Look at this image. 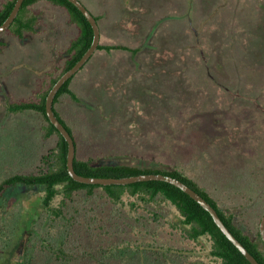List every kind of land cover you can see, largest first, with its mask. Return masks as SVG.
<instances>
[{"label": "trees", "instance_id": "obj_1", "mask_svg": "<svg viewBox=\"0 0 264 264\" xmlns=\"http://www.w3.org/2000/svg\"><path fill=\"white\" fill-rule=\"evenodd\" d=\"M15 1L0 0V24L10 14ZM39 1L23 0L9 27L1 32H9L19 39H23L26 34L35 33L38 15L32 7ZM45 1L66 12L69 23L76 29V34L69 39L64 47L66 55L63 60L47 69L39 88L34 91L33 95L9 101L6 104L7 111L14 114L37 113L42 119L40 130L44 139L54 138L53 145L42 152L37 160L33 158L30 160L28 156H25L26 161L23 158L25 164L21 166V170H9L0 179V219L4 218V216L1 217L3 212L6 216L3 219V228L0 227L2 229L0 236H4L6 242L10 239L5 233H10L16 225V220L11 213L13 209H8V212L4 209L7 192L17 186L41 189L38 216L32 217L29 222L27 219L25 220L26 235L22 236L25 241L22 243L23 247L21 246L19 249L17 264H79L78 262L86 257L96 264H129L131 261L127 259L126 262L125 257L131 255L137 256L139 264H147V261L150 262L149 264H157L159 259L164 261L163 264H169L171 256L190 259L194 255L193 249L160 243L158 229L163 223L180 235L183 240L191 242L192 245L202 242L207 246L205 254L207 262L197 261L195 264H251L220 230L211 214L189 194L172 183L163 180H145L127 184L103 185L77 181L69 174L67 141L49 120L45 111V101L47 93L57 79L72 67L90 47L93 40V29L88 19L70 0ZM209 1L200 2L202 16L198 20L199 23H196L197 25L189 23L188 36L191 41L196 38V42L194 41L192 46L187 45L191 47V52L184 49L182 55H177L178 59L177 57L175 61L171 59V65H167V61L170 59L168 56V59L163 60L164 64H156L159 69L156 71L157 75L154 76L160 79L167 75L164 74V71L170 73L171 76H178L174 91L180 94V87L189 84L186 72L191 75L193 72L199 76L204 75L205 77L200 78V81L205 83L202 88L206 93L198 98L204 102H197L195 105V113L199 114L197 118L200 119L197 129L199 131L198 139L202 144H205V141L209 144H217L218 137H221L222 140L227 138L225 141L227 144V142L230 143L229 139L235 138V135L231 134L227 127L222 129V136L217 132L219 129L216 128V123L221 121L219 118L222 107L217 100L215 101L214 92H211L210 95L207 94L206 78L215 81L217 89H221L226 85V79L230 75H236L238 80L242 77L238 72L239 66L247 68L249 72L257 70L256 73H261L264 77V0H259L253 5V12L248 15V23L238 24L240 29L245 27L240 35L234 31L239 16H232V22H230L227 15L214 14L216 0ZM150 9H148L147 16L142 17V13H139L134 15L135 18L140 16V19L145 18L147 23L151 22L153 13L150 12ZM93 15L99 25L102 16L100 14ZM215 22L219 25L217 33L213 29ZM200 28L206 29L208 32L212 31L214 34L210 37L207 33L201 35ZM229 28H231L230 31ZM194 33L196 36L193 35ZM238 36L242 38L237 40ZM204 39L207 41L206 46L200 44L204 43ZM4 44V41L0 40V51ZM145 44L148 47V43ZM149 47L151 48V46ZM140 48V45H130V43H104L99 40L96 50L84 65L66 80L55 94L52 109L74 140L73 167L75 172L91 177L121 178L144 173H162L178 178L207 200L234 236L260 264H264V241L259 231L260 218L264 214V191L252 173L245 171L236 179V185L232 187L233 183L229 182V188L217 192V189L210 191L207 187L208 177L202 184L194 176L176 166L171 167L166 164L161 166L153 161L138 164L120 161L108 162L103 159L108 158L110 153L121 155L120 153H125L127 149L137 145L147 147L150 142L148 140V142H141L138 138L140 137L139 133L132 131L120 135L121 131L124 132L123 127L109 123L108 119L114 112L107 111L104 102L101 104L105 105V109L99 113L100 120L96 125L89 123V110H82L71 117L67 114L68 112L65 113L63 105L73 106L75 102L81 100L79 90L82 87L80 88V85L77 84V75L93 56H97L96 52L110 54L115 50H120L134 55ZM205 48L207 49L205 50ZM57 52L60 51L57 50ZM209 56L216 58L209 60ZM200 60H206L205 69H201L197 65V61ZM216 68L218 75L213 77L211 72ZM201 70L204 72L201 73ZM261 70L263 72H260ZM166 77L168 78V76ZM220 78L222 81H219ZM262 81V85L256 83L250 91L247 92L244 89V92L241 91V95L238 93L236 97L247 99L250 96H255L259 100V96L262 94L258 92V89L264 86V80ZM215 86L209 87V89L215 91L217 90ZM232 88L234 89L235 86L230 87V89ZM156 89L158 93L162 92L159 86ZM83 90L84 88L81 89L82 93L80 94L87 95ZM186 90L188 91V89ZM180 95L182 96L179 98L187 104L191 98L190 93L186 95L181 93ZM170 96L164 97L162 94L158 99L156 98L154 110L148 111L147 123H151L153 120L160 123L163 113L171 112ZM207 102L210 103V107ZM194 104V101H191L187 105ZM257 104L260 105V103ZM241 107L242 112L253 114L252 107L243 104ZM124 114H128L126 119L128 124L135 123L136 126L142 120L135 109L125 111ZM197 118L195 119L197 120ZM237 121H239V117ZM238 127L239 125L236 126L235 134L238 132ZM86 136L92 140L86 139ZM101 139L103 140L100 141ZM28 168L31 169L27 170ZM123 208L126 210L125 212ZM168 211H171L174 216L167 218ZM247 213L251 214V223L246 221ZM248 224L249 227H247ZM126 232H131L137 238L126 239L124 237ZM201 248L205 249L206 247L201 245ZM115 257H119L118 262L111 263ZM187 261L190 262V260Z\"/></svg>", "mask_w": 264, "mask_h": 264}, {"label": "rangeland", "instance_id": "obj_2", "mask_svg": "<svg viewBox=\"0 0 264 264\" xmlns=\"http://www.w3.org/2000/svg\"><path fill=\"white\" fill-rule=\"evenodd\" d=\"M81 1L93 14L102 16L99 21L100 40L102 42H122L141 46L134 55L120 50H115L110 54H104L101 51L96 52L98 53L97 56H93L77 75V84L80 85V88L82 87L81 89L84 88V94L87 93V95L80 94L82 93L80 89L81 100L79 102H75L73 106L63 105L66 110L65 113L68 112L70 117L82 110H89V123L96 125L100 120L99 113L105 109V105L101 104L104 102L107 111L114 112L110 113L109 123L123 127L124 132L121 131L120 135L132 131L139 133L140 137L138 138L141 142H150L147 147L137 145L127 149L125 153H120L121 155L110 153L108 158L103 160L131 164L153 161L161 166L165 164L171 167L176 166L194 176L202 184L208 177L209 184L207 187L210 191L217 189V192L229 188V182L233 183L232 187L236 185V179L247 171L256 177L258 184L264 191V86L258 89V92L262 94L259 96V100L255 96H250L247 99L236 97L238 93L241 95V91L244 92V89L247 92L250 91L256 83L262 85L263 75L256 73L257 70L249 72L247 68L239 66L238 72L242 77L238 80L236 75H230L226 79V85L221 89H217L215 81L206 78L207 94L210 95L211 92H214L215 101L217 100L222 107L219 118L221 121L216 123V128L219 129L217 132L222 136V129L227 127L231 134L235 135V138L229 139L230 143L227 142V144L225 143L227 138L222 140L221 137H218L217 144H209L206 141L205 144H202L198 139L199 131L197 129L200 119L197 118L199 114L196 115L195 113V105L197 102H204L198 99L206 93L202 88L205 83L200 81V78L205 77L204 75L199 76L195 72L191 75L186 72V79L189 84L180 85V92L183 95L190 93L192 100L190 98L187 104L194 101L195 104L192 106L185 104L179 98L182 96L181 93L174 91L178 76H171L165 71L164 74L167 75L160 79L154 76L157 75L156 71L159 69L156 64H164L163 60L168 59V56L170 59L167 61V65H171V59L172 61H175L176 57L178 59L177 55H182L184 49L191 52L190 46L193 45L194 41L196 42V38L191 41L188 36L189 23L192 22L195 25L199 23L198 20L202 16L200 2L203 0ZM211 1L214 0L209 2ZM258 1L216 0L214 14L227 15L230 22H232V16L238 15L239 19L234 31L240 35L245 27L240 29L238 24L248 23V15L253 12V5ZM152 7L153 9H150ZM32 9L38 15L35 33L26 34L23 39H19L9 32L0 33V40L5 43L0 51V179L9 170H21V166L25 164L23 162L25 156H28L30 160L32 158L37 160L42 152L53 145L54 138L44 139L42 136L40 130L42 119L37 113L14 114L7 111L6 104L9 101L28 98L33 95L34 91L39 88L47 69L54 67L63 60L66 55L64 47L69 39L76 34L75 27L69 23L68 16L62 8L51 5L45 0H40ZM148 9L153 13L151 22L147 23L145 18L140 19V16L135 18L134 15L139 13H142V17L147 16L149 14ZM213 29L216 33L219 31L217 22L213 24ZM230 30L231 28H229ZM205 33L209 34V37L214 34L212 31L208 32V30L200 28V34ZM240 38L242 37L238 36L237 40ZM200 44L207 45V41L204 39V43ZM215 58V56L208 57L209 60ZM197 65L199 68L205 69L206 60L197 61ZM254 66L256 67V64ZM168 70L170 71V69ZM202 72L204 71L201 70ZM217 72V68L211 72L213 77L218 75ZM219 81H222L221 78ZM157 86L162 89L161 93H158ZM212 86L216 87V92L211 91V88L209 89ZM231 86H235V88L230 89ZM162 94L164 97L171 95V112H164L160 123L155 120L147 123L148 111L154 110L156 98L158 99ZM98 97H100L99 101ZM207 104L210 107V103L207 102ZM242 104L252 107L253 114L242 112ZM133 109L142 118L136 126L135 123L128 124L129 122L126 120L128 114H124L125 111L128 112ZM238 117L239 121H237ZM237 125H239L238 132L235 134ZM144 128L146 129L144 130ZM103 138L106 139V137ZM86 139L92 140L88 137ZM114 155L118 157L113 158ZM40 197V188L30 189L17 186L7 192L4 199V209L7 212L8 209H13L11 213L16 220V225L10 233H5L10 239L8 242L5 241L4 236H0V264H17L19 262V249L25 241L22 236L26 235L25 220L27 219L29 222L32 217L38 216ZM123 211L126 210L123 208ZM168 212L170 215L167 213V218L174 216L171 211ZM4 213L1 217L6 218ZM4 218L0 219L1 228L4 226ZM245 218L251 223L250 213H247ZM1 231L2 229H0V233ZM158 233L160 243L174 244L178 247L194 250V255L190 259L171 256L169 264L207 262L205 260L207 246L202 242L192 245L191 242L183 240L174 230H170L164 223L158 229ZM124 237L126 239L133 238L132 240L137 238L131 232H126ZM201 245L206 248L202 249ZM133 257V255L125 257L126 262L129 260L131 261L129 264H139L137 256ZM118 258H113L111 263H117ZM185 259L190 260V262ZM78 263L96 264L89 257ZM146 263L149 264L150 262L147 261ZM156 263L163 264L164 261L159 259V262Z\"/></svg>", "mask_w": 264, "mask_h": 264}, {"label": "water", "instance_id": "obj_3", "mask_svg": "<svg viewBox=\"0 0 264 264\" xmlns=\"http://www.w3.org/2000/svg\"><path fill=\"white\" fill-rule=\"evenodd\" d=\"M70 1L77 6V8L84 14V16L90 22L93 29V40L90 47L84 52L81 58L72 67L66 70L53 84V86L50 88L49 92L47 93L46 101H45V111L49 120L55 125V127L59 130V132L63 135V137L67 141V169L69 174L77 181H81L85 183L103 184V185L127 184L131 182L145 181V180H163L172 183L175 186L181 188L187 194H189L211 214L216 225L225 234V236L242 252V254L251 262V264H260V262H258V260L247 250V248L234 236V234L224 224V222L218 215L217 211L213 208V206L207 200H205L198 192H196L193 188H191L190 186H188L186 183L179 180L178 178L162 173H144V174L126 176L121 178L91 177V176H83L75 172L73 167V159L75 155L74 140L70 135V133L68 132V130L65 128V126L56 117L52 109V104H53L54 96L59 90V88L62 86V84L66 80H68L71 76H73L84 65V63L88 60V58L92 55V53L96 50L100 40V28L94 15L84 5V3L81 0H70ZM22 2L23 0L15 1V4L10 14L3 21V23L0 24V32L6 30L9 27V25L17 15L18 10L22 5ZM259 231L264 241V214L260 218Z\"/></svg>", "mask_w": 264, "mask_h": 264}]
</instances>
